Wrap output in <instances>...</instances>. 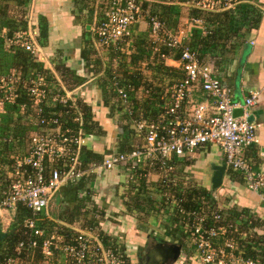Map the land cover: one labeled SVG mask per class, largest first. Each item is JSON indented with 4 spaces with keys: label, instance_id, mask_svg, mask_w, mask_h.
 <instances>
[{
    "label": "built area",
    "instance_id": "2783aa9c",
    "mask_svg": "<svg viewBox=\"0 0 264 264\" xmlns=\"http://www.w3.org/2000/svg\"><path fill=\"white\" fill-rule=\"evenodd\" d=\"M3 1L0 0V3ZM240 1L195 0L190 2V5L203 10H234L236 13ZM141 7V3L136 0H106L95 25L97 42L107 48H118L120 41L131 37L134 24L143 17ZM148 18L151 37H159L163 32L171 46L181 48V55L177 59L162 54L171 66L184 73L183 80L173 83L171 89L168 87L166 90L167 100L173 103L168 112L174 113L175 116L169 126L163 127V131L160 125L155 123L146 126L144 122H139L137 132L141 134L146 130L142 145H136L127 154L110 153L111 155L101 163L92 164L89 170L79 167L82 164L79 152L82 146L92 139L86 137L83 130L77 135H68L59 131L57 118L27 115L28 109L33 110L36 115L43 109L42 103L47 90L45 76L34 70V74L22 79L16 73L15 67H12L9 73L0 74V125L3 116L15 114L25 117V124L33 130L29 153L14 156L12 164L6 166L8 185L0 197V210L7 214L10 211L16 213L18 205L22 204L32 215L24 221V238L18 242L11 254L4 257L0 255V264H126L123 254L107 246L97 229H84L77 223L62 222L52 226L45 223V219L52 220L51 209L56 204L55 198L66 184L80 180L87 172L99 176L121 164H129V177L133 178L132 171L139 163L148 162L153 168L164 169L168 166V169H173L170 162L174 158H183L209 144L218 145L225 156L227 166L239 171L243 183L259 195L264 203V163H256V160L247 156L248 149L260 142L259 124L251 121L249 117L253 114V106L264 92V86L250 91L243 101L234 100L231 89L216 76L214 67L202 62L199 51L185 42L183 31L182 35L178 36L165 28L157 17ZM191 21L197 25H203L204 22L197 17L191 18ZM201 31L207 32L205 26H201ZM0 37L7 40L11 47L22 48L36 61L41 62L42 49L32 28H20L11 36L5 28H0ZM156 51L158 50L155 47L154 52ZM195 90H202L212 98V104L193 103L191 97ZM23 91L32 96L29 103L20 104L16 113L8 111L9 103L15 102ZM119 92L124 102L129 103L127 93L122 88ZM71 97L72 92L69 91L60 97V101L66 102ZM186 99L190 107L184 108L181 113V104ZM235 109H242V113L235 116ZM44 122L57 126L44 130L39 127ZM7 132L2 134L0 131V140H13ZM66 132H69V129ZM53 133L57 136H53ZM91 143L95 146L94 139ZM258 155L262 156L264 153L259 150ZM217 191L218 189L213 195L216 202ZM167 203L175 210L178 200L170 193ZM214 212V222L221 221V207L218 203ZM203 213H190L195 215L196 219L194 223L187 225L197 246V258L201 264H256L251 259L234 255L236 246L232 237L227 236L225 239V247L231 248L230 252L214 246L212 239L225 235L226 228L212 226L202 229L204 225L200 222L205 219Z\"/></svg>",
    "mask_w": 264,
    "mask_h": 264
},
{
    "label": "trees",
    "instance_id": "16d2710c",
    "mask_svg": "<svg viewBox=\"0 0 264 264\" xmlns=\"http://www.w3.org/2000/svg\"><path fill=\"white\" fill-rule=\"evenodd\" d=\"M13 1L20 4L24 3V0ZM75 1L76 3H84L87 0ZM192 1L195 0H143L139 2L142 6L141 14L146 17L145 19L148 20V23L150 22V18L148 17L154 16L163 22L165 28L172 26L173 23H169V17L173 16V14L177 15V6L180 3H188L189 7H191L192 17L204 18L207 28L205 34H197V37L194 38L191 43V47L198 51L199 49L203 50V46L215 45L216 49L218 45H221L223 50L219 51L223 52L225 51L223 45H226L230 40L234 45L238 43L242 44V42L246 40V33L258 27L261 17L264 14L260 7H255L256 10L251 13V17L247 16L246 18L243 15L242 25H239V27L235 26L238 25L239 19L234 10L211 12L190 5ZM4 3L5 2L0 3V14H7V9L5 8L7 3ZM175 4L178 5L175 7ZM238 9H241L240 5ZM175 21L177 22V20ZM175 21L171 22L176 23ZM40 24L41 36L38 35L40 37L37 40L38 42H43V39H45L48 34V26L45 23ZM149 27L151 32V26ZM21 28H25V26ZM162 30H164L163 27ZM147 39L148 40L141 37V44L137 47V50L134 48L130 53L126 52L128 54L123 52L122 49L114 50V48L109 47L111 49L108 50L109 54L111 53L122 59L115 65L116 67H114V64H109L114 61L113 59V61L110 60L108 63L103 61L96 50L95 59L90 60L89 54H87L86 51L91 50V48L88 47L84 49L83 55L88 59L89 66L93 65L92 71L94 74L101 71L99 81L101 84L100 88L104 95V104L110 108V117L115 118V116H117V121H121L123 132L121 137L117 140L115 151L112 152H97L94 150L93 144L90 143L83 145L79 152V159L82 162L79 166L80 168L89 170L92 164L101 163L106 157L111 155L110 153L117 155L123 153L127 154L136 145H142L146 130L141 134L137 132V124L139 122H144L146 126L150 123H155V125H160L163 131V127L169 126V122L173 120L175 114L168 112L170 105L173 103L167 100L166 90L168 87L170 90L173 83L183 80L184 73L179 69L167 65V59L163 57L162 54L179 58L181 55V48L171 46L168 39L163 36V32L160 33L159 37L150 36ZM155 47L158 50L156 52H154ZM11 48L15 51V57L17 58L13 67H16V73L19 74L22 79L35 72H39L45 76L47 90L44 98L45 100L42 103L43 109L39 115H36L33 110L28 109L26 111L28 116L57 118L59 122L57 125L60 126L59 131L65 134L67 133L68 135H77L80 130H83V134L92 139L105 136L106 130L100 122L96 120L90 103L85 102L83 98L77 95L78 93L76 94V89L80 87L86 79L88 80V77L78 75L75 70L66 66H56L55 71L57 73H54V71L50 69L42 68L40 63L24 49ZM233 49L234 48H232V50ZM208 51L210 52L208 63L217 71V68L222 65L223 60L220 61L218 55L215 54L216 50ZM206 54L204 55L206 56ZM204 55L202 56L201 53H199L202 62L205 58ZM118 57L114 58L119 60ZM233 58H236V56H233ZM34 70L36 71L33 72ZM0 74H4V71L0 72ZM121 88L127 93L129 103L124 102L119 92ZM146 90H149V92ZM69 91L72 92V97L68 98L66 102H61L60 97L65 96ZM7 92L9 91L7 90ZM20 95V97L16 98L15 102L9 103L8 111L16 113L20 104L23 102L28 104L29 98H32L26 91L20 92ZM187 107H190V105L187 103L186 99L181 104L180 112L182 113V110ZM14 117L15 114L7 117L3 116L1 119L2 124L0 125V131H2V134L10 131L7 132V134L10 135L9 137L13 138V140L10 142L0 140V176H3L5 173L6 166L12 164V158L14 156L29 153L31 131L33 132V130L31 126L25 124L24 120L27 121L25 117L18 115H16L17 118ZM57 125L44 122L40 124L39 127L46 130L49 127H56ZM67 129H69V132H66ZM55 133H53V136H57ZM253 150L255 158L258 160V154H256L257 148ZM180 161L181 160L175 158V160L170 162V164L180 165L173 167L172 171H168L167 179L161 181L164 191L169 190L178 200L173 221V224L176 225V229L172 228L173 232H177L176 234L178 235L182 233L181 235L184 237L189 236L191 232L186 226L194 223L196 219V216L190 213L198 211L201 214L204 212L205 219L203 222H200L204 225L202 229H207L212 226L216 228H226L225 235L212 239L214 246L219 249L224 248L226 252H230L231 248L225 247V239L227 236L232 237L236 246L233 250L235 256L237 255L243 259H251L256 264H264V219L258 214L249 213L245 208L239 209L237 207H232L227 210L221 209L222 220L215 223L214 211L217 202L213 196L214 191L209 190L205 186H199L192 174H187L190 176V183L187 185L180 181L179 173H183ZM125 165L129 167V164ZM229 169L228 174L236 179L234 170L231 168ZM141 172V169L137 171L133 170L131 175L135 179L136 175ZM146 173L147 171L141 174H144V177L147 178ZM95 176H97V174L87 172L80 180L66 184L58 193L60 195L61 204H68L67 207L65 205H60L64 209L61 212L62 217L73 223H77L84 229H97L96 227L101 225V220L106 211L105 209L98 210L97 206L91 203V193L93 189L90 187V183ZM145 178H141V183H143V185ZM56 206L57 205L52 206L51 214L55 211ZM31 215L32 213L29 209L22 204L18 205L14 221L10 225L7 235L0 240V255L2 257L11 254L15 250L18 242L24 238L25 228L23 224L25 219L29 218ZM45 223L48 226L54 225V222L50 219H45ZM258 229L263 230L260 232ZM98 231L100 237L107 246L111 247L115 252L123 254L126 264H136L127 253L124 242L118 241L114 236L106 232L102 233L100 230ZM190 238H192L191 235Z\"/></svg>",
    "mask_w": 264,
    "mask_h": 264
},
{
    "label": "crops",
    "instance_id": "0c3cea01",
    "mask_svg": "<svg viewBox=\"0 0 264 264\" xmlns=\"http://www.w3.org/2000/svg\"><path fill=\"white\" fill-rule=\"evenodd\" d=\"M105 1L87 0L84 3H76L75 0H24V3L20 4L13 0H4L3 2L7 3L5 5L7 14H0V28H5L9 36L15 34L23 26L25 28H32L36 32V41L42 49V59L40 62L42 68L50 69L54 73H57L55 71L56 66H66L75 70L78 75L88 77V80L86 79L76 89V94L78 93L79 97L83 98L85 102L90 103L96 120L106 130L104 137L94 139L95 143H97L96 147H99V151L112 152L115 151L117 140L123 132L122 124L121 121H117V116L115 118L110 117V108L104 104V95L99 81L101 71L94 74L92 71L93 65L89 66L88 59L83 55L84 49L90 47L91 50L86 51L89 54L90 60L95 59V50L101 58L102 55L104 56L102 58L103 61L108 63L112 60L113 55L109 54L108 51L111 49L97 42L94 34V26L101 16L102 5ZM187 4L180 3L179 5H174L175 7L178 5V12L177 15L173 14V16L169 17V23L173 24L168 29L178 36H181V32L183 31L185 42L191 46L197 34H205L201 31V26H205V22H203V25L193 23L191 21V18H193L191 7ZM240 6L241 9H238V12L235 13L239 19L238 25L235 26L242 25L243 15L246 18L247 16L251 17V13L256 10L255 7L257 6L264 12V0H241ZM145 18L143 15L134 24L131 38L122 43V50H128V53L134 48L137 50V47L141 44V37L148 40L147 38L151 36L150 25ZM171 21H175L176 23ZM40 23H45L48 26V34L43 39V42L39 41V43L37 39L41 36ZM223 48L225 51L222 52L219 51L223 50L221 45H218L216 49L215 45L203 46V50L199 49L201 51L199 53L202 56L207 53L206 56L204 55V62L208 63L210 58L208 50H216L215 54L218 55L220 61L223 60L222 65L217 68V71L215 70L216 76L231 89L234 100L243 101L244 96L248 95L250 91L264 86V14L258 27L246 33V40L242 44L238 43L234 45L230 40L226 45H223ZM232 48L234 49L232 50ZM233 56H236V58H233ZM16 60L15 51L12 50L7 40L0 37V72L4 71V73H8L11 71ZM117 63L111 62L109 64H114V67H116ZM166 64L171 66L168 61ZM171 67L177 69L174 66ZM191 98L193 99V103L204 102L212 104V98L207 95L205 96L203 91L200 90H195ZM252 110L254 121L259 124L258 134L260 142L257 146L248 149L247 156L255 160L254 148H257L256 154L259 153V150L264 153V92L261 93ZM14 118L17 117L15 116ZM257 158L256 163H264V155H258ZM177 159L181 160L183 171V173H179L183 176L180 177L179 175L180 181L186 185L190 183V176L187 174H192L194 178L199 177L205 183L210 182L211 187V163L226 164V159L221 148L218 145L211 144L201 147L183 158ZM178 165L180 164H172L173 167ZM166 168H153L148 162L139 163L133 170L137 171L141 169V173L147 171V178L144 177V174L139 173L136 175L137 179H134L129 177L131 173L129 172V168L125 164H122L102 175L95 176L90 183V187L93 189L91 203L97 206L98 210H106L101 220V225L96 228L102 233L106 232L114 236L118 241L124 242L126 251L133 260L135 258L141 259L140 256L143 257L144 255L145 257L150 254L161 257L156 251L152 253L156 246L160 247L163 242H176L182 245V249L179 259L174 264H198L200 261L197 258L196 244L190 238V235L184 237L181 233L180 236L172 230V228L176 229V225L173 224L176 209L172 210L170 204L167 203L170 191H164L161 181L166 180L168 171H172L173 169H168V166ZM209 170L210 175H207L203 179V175H206ZM229 170L227 166L223 185L217 191L218 194L221 193L220 195L228 197L226 200L228 202L227 205L222 204L220 206L221 209L227 210L232 207L245 208L249 213L258 214L264 219V203L260 196L248 189L243 183L242 174L239 171H234L236 177L234 179L228 174ZM6 175L4 173L3 176H0V196H2L3 191L8 185ZM141 178H145L144 185L141 183ZM195 179L199 182V179ZM60 201L55 204L58 207L56 206L55 211L51 214L52 221L54 224L55 222L73 223L70 220H63L61 212L64 209L60 205L67 207L68 204H61ZM142 205L145 206L142 207ZM4 213L6 212L0 211L2 226H4L3 218L7 215H3ZM14 214L16 215V213ZM4 228V231H6L7 227L4 226ZM186 228L188 227L186 226ZM114 231L117 232L115 233ZM133 234L134 238L132 240ZM134 247L135 249H133ZM129 248H131V251H129ZM188 259H191V261Z\"/></svg>",
    "mask_w": 264,
    "mask_h": 264
},
{
    "label": "water",
    "instance_id": "95a60500",
    "mask_svg": "<svg viewBox=\"0 0 264 264\" xmlns=\"http://www.w3.org/2000/svg\"><path fill=\"white\" fill-rule=\"evenodd\" d=\"M242 113V109H235L233 114L235 116L240 115ZM251 121H254L253 115L249 117ZM210 168L212 170V178H211V191H215L220 188L223 184L224 175L226 172V164H215L211 163ZM60 201V195L58 194L55 198V202L58 203ZM7 235V232L4 231L3 226L0 222V240H2ZM182 245L179 243H166L163 242L160 247H157L152 251V253L157 251L160 256H155L154 254L147 255L145 258L147 259L145 263L141 262L140 264H174L177 262L181 255Z\"/></svg>",
    "mask_w": 264,
    "mask_h": 264
},
{
    "label": "rangeland",
    "instance_id": "374dc122",
    "mask_svg": "<svg viewBox=\"0 0 264 264\" xmlns=\"http://www.w3.org/2000/svg\"><path fill=\"white\" fill-rule=\"evenodd\" d=\"M136 1H140V2H142L143 0H136ZM104 6V4L102 5V7ZM207 11H211V12H214V11H212V10H207ZM95 27L96 26H94V34H95ZM95 37H96V35H95ZM131 38V37H130ZM130 38H128V39H126V40H129ZM125 41V38L122 40V41H120L119 43H118V48H114V50H118V49H121V45H122V43ZM100 47V46H99ZM107 51V50H106ZM128 50H123V52H127ZM131 51V50H130ZM114 57H118V56H116V55H113V57H112V59L114 60L113 61V63L114 64H116L117 62L119 63V61L120 60H122L120 57H118L119 58V60H117V58H114ZM102 58H104V56L102 55ZM169 61H171V60H169ZM84 86V85H83ZM92 142V139H89L88 140V143H90V144H92L91 143ZM96 144L97 143H95L94 145V150L95 151H97V152H99V147L97 148L96 147ZM206 171V170H205ZM207 175H210V170L209 171H207V173H206V175H203L204 177H203V179L204 178H206V176ZM180 177H183L181 174H180ZM195 178H197V179H199V182L201 183H199L198 182V184H199V186H205V187H207L209 190H211V187H210V182H207V183H205L201 178H199V177H195ZM224 181V180H223ZM223 185V184H222ZM249 189V188H248ZM218 190H219V188H218ZM158 192V191H157ZM253 192V191H252ZM255 193V192H254ZM221 194V193H220ZM220 194H218L217 192H215V196L218 198V204H219V206H221L222 204H224L225 206L227 205V203L228 202H226V200H227V196H225V195H220ZM231 204V203H230ZM143 206H145V205H142V207ZM1 211V210H0ZM3 213V212H2ZM10 213V214H9ZM8 214L7 213H4L3 215H6L5 216V218H3L4 219V226H6L7 228H6V231L8 230V228H9V226H10V224H12V222L14 221V217H15V214H14V212H12V211H10ZM2 215H0V217H1ZM63 220H66V219H63ZM62 222V221H61ZM10 223V224H9ZM104 225H105V223H103ZM4 226H3V228H4ZM4 230H5V228H4ZM258 230H260V229H258ZM115 233L117 232V231H114ZM124 232V231H123ZM260 232H262V230H260ZM133 238H134V234H133V236H132V240H133ZM152 247H154V246H152ZM133 249H135V247L133 248ZM129 251H131V248H129ZM157 252V251H156ZM135 257H137V256H135ZM141 257V259L139 258V259H134V261H135V263L136 264H140L141 262L143 263H145V261L147 260L145 257H144V255H143V257L142 256H140ZM189 261H191V259H188ZM187 260V262H189ZM178 264H180V263H178ZM188 264H190V263H188ZM198 264H201V262H199Z\"/></svg>",
    "mask_w": 264,
    "mask_h": 264
},
{
    "label": "clouds",
    "instance_id": "9594fccd",
    "mask_svg": "<svg viewBox=\"0 0 264 264\" xmlns=\"http://www.w3.org/2000/svg\"><path fill=\"white\" fill-rule=\"evenodd\" d=\"M58 195V194H57Z\"/></svg>",
    "mask_w": 264,
    "mask_h": 264
}]
</instances>
